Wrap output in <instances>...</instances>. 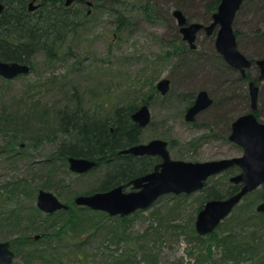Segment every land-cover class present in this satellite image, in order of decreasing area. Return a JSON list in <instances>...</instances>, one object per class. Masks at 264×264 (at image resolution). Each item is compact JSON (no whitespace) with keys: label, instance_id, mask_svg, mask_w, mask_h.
<instances>
[{"label":"rangeland","instance_id":"1","mask_svg":"<svg viewBox=\"0 0 264 264\" xmlns=\"http://www.w3.org/2000/svg\"><path fill=\"white\" fill-rule=\"evenodd\" d=\"M94 2L98 6L82 17L69 43L59 47L57 58L47 60L39 52L32 57L27 73L11 79L0 76V212L16 210L17 216L25 217L31 205L36 206L39 189H43L68 205L62 208L66 212L53 218L43 219L46 213L40 210L36 221L43 219V228L51 231L70 215L75 217L73 225L62 227L66 234L61 240L52 239L53 256L40 235L43 232H37L43 238H37V248L45 252L43 257H30L23 249L16 252L11 245V240L28 231L29 222L15 219L19 226L0 224V241H9L14 253L9 264H103L107 255L115 252L130 254L138 264H264V212L255 208L262 201L261 185L242 197L219 222L213 236L195 231L197 213L206 199L205 188L227 196L226 189L235 184L229 179L239 167L209 176L199 190L162 194L148 207L127 215L123 224L74 201L77 195L101 191L97 188L105 165L77 173L69 169L67 160L54 154L61 137L55 126V111L77 107L81 113L103 117L115 107L138 108L146 100L151 121L139 130L140 142L165 140L170 158L175 160L240 156L241 146L228 135L231 122L250 110L248 79L257 78L259 68L254 61L264 57V0H244L233 20L237 48L254 62L246 69L249 77L245 79L216 50L214 32L208 35L199 31L195 48L179 37L172 11L180 9L188 22L206 25L212 20L205 8L207 0ZM146 2L155 4L150 19L140 8ZM83 11L86 14L87 7ZM121 16L127 18L125 24L120 23ZM161 78L170 80L164 95L155 88ZM257 85L259 121L264 123V79ZM201 89L213 102L193 121H187L185 109ZM124 185V190L130 186L127 182ZM11 188L15 190L11 192ZM253 210L260 216L248 219ZM247 219L261 224L255 229L258 246L239 253L234 244L222 238L232 235L229 232ZM113 222L116 229L126 230L125 241L114 242L107 237ZM35 234L31 233L32 240ZM207 245L211 251L208 257ZM229 247L233 251H228Z\"/></svg>","mask_w":264,"mask_h":264},{"label":"water","instance_id":"2","mask_svg":"<svg viewBox=\"0 0 264 264\" xmlns=\"http://www.w3.org/2000/svg\"><path fill=\"white\" fill-rule=\"evenodd\" d=\"M73 0H65L68 5ZM244 0H220L212 20L208 24L188 22L182 11L174 10L178 24L181 25L183 39L190 47H195L196 32L203 28L206 34L215 33V48L224 60L243 77L251 61L237 48L236 35L233 30V20L236 12ZM89 4V2L87 3ZM0 2V15L4 10ZM38 4L35 0L28 3V10L33 11ZM188 22L187 24H185ZM259 68L257 79H264V57L255 61ZM30 65L25 62L0 60V76L11 79L29 71ZM157 89L165 94L169 89V79L161 78L157 82ZM250 95V110L238 115L231 123L229 140L240 145V156L221 158L207 161H184L170 158L167 142L154 138L147 142L137 143L119 151V154L157 155L161 161L149 172L131 179L129 190L120 184L107 190L95 191L89 194L75 196L77 205L87 206L93 210L106 212L110 216H127L137 209L151 205L160 195L165 193H190L204 187L206 179L231 166H238L239 172L230 177V181L240 184L239 188L222 198H211L205 201L199 209L194 227L199 235L213 231L220 221L225 218L237 205L242 197L264 183V123L259 121L254 113L257 108L258 86L254 80L248 82ZM212 102L207 91L197 92L193 103L186 109L184 118L193 120L194 116L208 107ZM131 119L140 127L150 121V112L146 104L140 105L131 113ZM69 169L84 173L97 165V161L82 156H68ZM36 206L45 213H53L58 209L68 208L52 192L40 189L36 195ZM257 212H264V201L256 205ZM40 235L35 234L34 238ZM9 241H0V264H9L13 258Z\"/></svg>","mask_w":264,"mask_h":264},{"label":"trees","instance_id":"3","mask_svg":"<svg viewBox=\"0 0 264 264\" xmlns=\"http://www.w3.org/2000/svg\"><path fill=\"white\" fill-rule=\"evenodd\" d=\"M29 1L31 0H0L5 6L0 15V60L25 62L31 65L32 57L39 52H42L47 60L57 58L59 47L69 43L70 34L75 32L77 27L81 25L82 17L85 15L81 5L78 4L77 8H74V2L67 6L65 0H36L38 7L33 11H29ZM219 1L207 0L205 3L206 10L213 14ZM154 7L153 2L141 4L140 8L146 19H150L151 12L155 10ZM119 20L121 24H125L127 18L121 16ZM135 108L136 105L118 106L103 117H93L88 112L81 113L77 107L74 110L70 109V111L65 109L55 111V126L61 137L56 143L54 154L63 161H66L68 156H82L96 160L97 165H105L103 179L97 190H107L144 174L158 162L156 156L144 155L139 157L132 154H119L121 149L140 143L138 133L141 127L131 119V113ZM255 115L259 120L258 108ZM43 123L49 125L46 121H43ZM11 143L13 144V142ZM42 185L44 186V183ZM238 188V184H230L225 194L229 195ZM14 190L11 188V192ZM205 190V201L225 196L212 187H206ZM260 196L264 201V183L261 185ZM201 207L202 205H200ZM62 212L66 211L61 209L53 214L46 213V217L43 219L56 217ZM91 212L94 213V211ZM41 213L35 205H31L25 217L17 216L16 210L0 212V224L10 222L13 224L12 226H19L24 221L30 223L28 231L20 233L11 240L12 244H10L16 252L23 249L25 254L30 257L38 255L43 257L45 252H41L37 248L38 239L42 236L35 239L32 235L34 240L30 236L34 232L36 234L37 232H43L40 235L45 237L42 238L43 241L45 240L44 244L48 247L49 254L53 256L52 239L61 240L63 235L66 234V229L62 227L65 225L71 226L75 223V217L70 215L68 220L64 221L61 226H53L51 231H47V228L42 226L43 219L36 221ZM99 214L104 215L106 219L117 220L123 224L128 218V216L119 215L109 217L104 212ZM258 216H260L259 213L254 211L248 219H255ZM15 219L21 220V223L16 224ZM247 220L237 224V230L229 232L232 235L222 238V240L234 244L233 247L239 253L258 246V234L255 229H258L261 224ZM114 226V222L111 226H108L109 235L107 237L114 242L125 241L127 239L126 230H118ZM213 231L207 235L213 236ZM205 247L207 251L205 255L208 257L211 251L208 245ZM51 248L52 250H50ZM228 251L233 250L229 247ZM116 253H109L103 264H138L130 254ZM78 259H81V256Z\"/></svg>","mask_w":264,"mask_h":264},{"label":"flooded vegetation","instance_id":"4","mask_svg":"<svg viewBox=\"0 0 264 264\" xmlns=\"http://www.w3.org/2000/svg\"><path fill=\"white\" fill-rule=\"evenodd\" d=\"M35 2H36V0H35ZM72 2H74V5H76V8H77V6H78V4L79 5H81L82 6V9L83 8H86L87 7V11H86V14L85 15H89L90 14V12H91V10H92V8L95 6V7H97L98 5L94 2V0H73ZM71 2V3H72ZM89 2V4H87ZM71 3H69V4H71ZM68 4V5H69ZM67 5V6H68ZM177 9V8H176ZM175 10V9H174ZM174 10L172 11V14L174 15ZM180 10V9H179ZM181 11V10H180ZM183 13V12H182ZM184 14V13H183ZM185 16V15H184ZM174 17H175V15H174ZM186 17V16H185ZM178 23V22H177ZM188 22H186L185 24H187ZM179 26H178V34H179V37L181 38V40H183V41H186L187 42V44H188V46L190 47V45H189V43H188V41L187 40H185V39H183V34H182V32H181V30H180V28H181V25L180 24H178ZM204 29L203 28H201L200 30H198L197 32H196V36H197V33L199 32V31H203ZM211 34H213V33H211ZM211 34H209V35H211ZM196 36H195V40H196ZM195 40H194V44H195ZM191 48V47H190ZM193 48H195V47H193ZM255 62V61H254ZM254 62H252V63H254ZM251 63V64H252ZM251 66V65H250ZM243 77V76H242ZM258 77V76H257ZM244 79L245 78H247V72H246V77H243ZM160 80V79H159ZM158 80V81H159ZM249 80H254V82H255V84L257 85V81H259L257 78L255 79V78H253V79H248V82H249ZM156 85H157V83H156ZM155 85V88H156V93L157 92H159L158 91V89H157V86ZM258 86V85H257ZM169 87H170V80H169ZM169 90V89H168ZM160 93V92H159ZM167 93V92H166ZM165 93V94H166ZM208 93V92H207ZM161 94V93H160ZM197 94V93H196ZM196 94H195V96H196ZM162 95H164V94H162ZM209 95V94H208ZM195 96L190 100V102H189V105L187 106V108L193 103V101H194V99H195ZM257 96H258V94H257ZM211 99H212V102H213V98L211 97ZM211 102V103H212ZM148 103L149 102H147L146 100L145 101H142V103H140V105H142V104H146L147 106H148V108H149V105H148ZM139 105V106H140ZM249 105H250V103H249ZM186 108V109H187ZM207 108V107H206ZM257 108H258V106H257ZM256 108V109H257ZM186 109H185V112H186ZM204 110V109H203ZM202 111V110H201ZM256 111V110H255ZM255 111H254V113H255ZM150 112V111H149ZM185 112H184V116H185ZM199 113V112H198ZM197 113V114H198ZM196 114V115H197ZM195 115V116H196ZM195 116H194V118H193V120L195 119ZM258 119V118H257ZM193 120H191V121H193ZM150 121H151V115H150ZM150 121H149V123H150ZM232 123V122H231ZM146 126V125H145ZM140 127V126H139ZM144 127V126H143ZM229 136V135H228ZM167 146H168V143H167ZM240 146V145H239ZM144 155H147V154H144ZM144 155H135V156H139V157H142V156H144ZM148 156H156L157 158H158V162L157 163H155V165L156 164H158L160 161H161V158L159 157V156H157V155H148ZM154 165V166H155ZM154 166L151 168V169H149L147 172H149L150 170H152L153 168H154ZM234 166H236V165H234ZM231 167H233V166H231ZM238 167V166H237ZM147 172H145V173H147ZM239 172V171H238ZM144 173V174H145ZM143 175V174H142ZM141 176V175H140ZM136 177H138V176H136ZM129 182V181H128ZM127 182V183H128ZM238 184V183H237ZM239 186H240V184H238ZM127 190H129L130 189V186L129 187H127L126 188Z\"/></svg>","mask_w":264,"mask_h":264}]
</instances>
